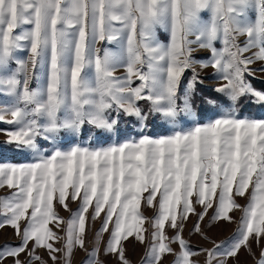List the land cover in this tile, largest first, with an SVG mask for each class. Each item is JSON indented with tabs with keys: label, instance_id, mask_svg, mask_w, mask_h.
Listing matches in <instances>:
<instances>
[{
	"label": "snow or ice",
	"instance_id": "1",
	"mask_svg": "<svg viewBox=\"0 0 264 264\" xmlns=\"http://www.w3.org/2000/svg\"><path fill=\"white\" fill-rule=\"evenodd\" d=\"M204 12L210 14L207 20L201 18ZM22 26L28 27L17 34L15 30ZM157 27L168 30L167 44L156 40ZM242 35L248 38L243 47L237 43ZM105 40L116 42L121 55L95 47ZM216 41L223 47L217 49ZM193 44L210 49L208 63L225 81L215 91L225 94L232 106L208 123L175 130L181 113L192 112L195 73L182 97L178 87L193 63ZM24 47L28 59H17V67L11 70L14 51ZM253 47L258 51L245 57ZM253 59L264 60V0H0V90L13 98L11 106L0 108V122L17 125L7 132L6 145L38 151L36 138L42 133L44 139L61 132L75 139L83 134L85 124L99 130L94 134L98 139L116 129L113 109L135 116L141 128L150 115L158 114L162 123L174 129L158 138L141 133L138 139L107 147L56 148L34 163L0 164V187L15 189L0 198V216L21 237L19 246L0 249V264L5 257H14L13 264H27L19 258L22 253L29 261H39L36 249L40 247L48 250L53 262L54 253L63 251L67 264L73 246L84 247L89 207L94 209L93 219L102 211L105 216L88 264H101L97 252L104 231H110L104 252L129 264L122 242L133 235L144 241L142 199L150 207L158 200L153 243L147 253L153 264L173 252L172 242H179L181 248L175 253V264H196L191 259L196 253L188 250L180 235L182 222L189 213L203 219L214 197L213 219L230 220V210L240 207L233 194L243 196L250 186L239 237L219 256L215 250L202 251L207 252L205 264H226L241 247L251 252L250 237L254 235L258 243L264 237V119L237 118L235 105L244 95L264 105V92L245 81ZM38 64L46 65V85L32 89L29 84ZM119 64L125 68L123 79L113 74ZM134 78L140 81L137 87L131 86ZM140 100L150 102L148 113L138 106ZM209 103L227 101L218 98ZM6 113L10 120L5 119ZM193 196L203 212H196ZM69 197L81 203L65 222L64 248L58 249L50 241L62 238L49 224L59 227L54 201L67 208ZM21 220L26 221L23 229ZM166 223L178 229L171 239L164 232ZM194 230L200 231L199 222ZM258 264H264V249Z\"/></svg>",
	"mask_w": 264,
	"mask_h": 264
},
{
	"label": "rangeland",
	"instance_id": "2",
	"mask_svg": "<svg viewBox=\"0 0 264 264\" xmlns=\"http://www.w3.org/2000/svg\"><path fill=\"white\" fill-rule=\"evenodd\" d=\"M209 15L208 12H204L201 14V18L207 20ZM249 15L254 18V14L249 13ZM27 27L28 26H22L15 30V32L18 34ZM155 31L156 40L159 43L167 44L169 42L170 35L166 28L157 27ZM189 39H195V36H190ZM247 39L246 35L239 36L237 37V43L243 47ZM214 46L217 49L223 47L220 41L214 42ZM95 47L100 49L107 48L110 52L121 55V49L116 42L110 43L106 40L98 41ZM191 48L193 63L189 68L185 69L181 76L178 87V96L182 97L184 95L185 89L188 88L189 82L193 80L195 73V85L190 98L192 112L191 114L181 113L178 117V125L175 130H181V128L187 130L194 126L196 122L208 123L209 121L215 120L221 115H224L232 106L231 101H228L225 94L215 91L216 88L225 83V81L222 79V75L212 67L211 63H208L211 58L210 49L200 48L197 44L191 45ZM256 51H258V48H249V50L243 55L249 57ZM28 55L29 53L26 47L15 50L14 58L10 61L8 67L11 70H14L17 67L16 60H27ZM101 55H103V52H101ZM204 63H206L207 66H202ZM248 68L250 74H245V81L250 84L254 90L264 92V60L253 59V62ZM46 71V65L42 66L38 64L29 87L32 89H39L46 85ZM142 71H147L146 65L143 66ZM113 74L121 79L125 78L126 72L123 64L117 65ZM139 84L140 81L134 78L131 86L137 87ZM218 98L227 101V103L223 105L209 103L210 100H217ZM253 101H255L254 96H241L235 105V116L237 118L264 119V105L254 103ZM12 104L13 98L5 95L3 90H0V108L9 107ZM137 104L145 113H148L150 102L140 100L137 101ZM177 104L182 106L183 101L178 99ZM21 107H23V105H21ZM110 114L113 118L118 120L116 129L113 132L104 133L97 139L94 134L99 130H95L91 125L85 124L83 134L77 135L75 139L63 132L55 134L54 138L44 139V134L42 133L36 138L38 151L28 148L17 149L14 143L6 145L5 142L9 139L7 132L15 131L17 125L0 122V164H29L36 162L40 156L50 155L56 148L68 150L77 144L82 147L91 148L107 147L118 142L138 139L141 133L153 138H158L162 135H169L174 130L171 125L162 123L161 117L158 114H156L154 118L150 115L146 126L143 128H141V125L137 122L135 116H128L122 111L117 113L114 109L111 110ZM5 119H11L10 113L5 114ZM14 191L15 189H10L7 186L0 187V198L9 197ZM143 195L147 196L148 193H144ZM250 195L251 186L243 196L233 194V199L236 204L240 205V207L230 210V220L223 218L213 219V216L215 215V205L217 203L215 197L213 199V207L208 208L203 219H200L195 213H189L187 219L182 222L183 229L180 230V235L186 241L188 250L196 253V255L191 257L192 260L196 261V264H205L208 259L207 252L202 250H215L216 255L219 256L221 252L230 248V246L236 241L239 237L238 230L241 227V217L244 215L243 208L247 206ZM191 199L196 212H203V206L195 203V196ZM80 203L81 201L79 198L77 200H72L69 197L66 199L67 208H65L63 205H60L58 201H54L55 211L60 218V222L59 227L56 226L55 222L50 223L49 227L57 234V236L62 238L50 241L55 248H64L65 239L63 238L66 237L67 227L65 222L71 219L73 214L79 210ZM157 207L158 200L154 202V206L152 207L148 206L143 199L141 201L140 211L146 218L142 224L144 229V241L141 243L136 239L135 235H133L122 242L124 255L129 261V264H153L151 258L147 256V253L153 243L152 232L155 231V229L152 227V220L157 215ZM93 211L94 209L89 207L88 213L86 214L84 247H80L79 245L73 246L70 260L67 264H88L89 260L93 258L90 257L89 254L97 248V233L101 230L105 216V212L102 211L98 217L93 219L91 215ZM197 222H199L200 225L199 232L194 230V226ZM25 224V220L20 221L21 229H23ZM109 228H111V224L109 225ZM177 231L178 229H173L168 223H166L164 232L169 239H171ZM109 237L110 231H104L100 234L97 258L101 264H122L116 254L104 252ZM20 243L21 237L17 235L16 229L7 224H3V217L0 216V249H3L5 246H19ZM31 245L32 242L30 241V248ZM217 245H220V247L216 248ZM249 246L251 247V252H249L247 247H241L235 257L227 258L226 264H258L261 250L264 249V237H261L258 243L253 235L250 237ZM170 247L173 249V252L163 254L159 264H175L177 259L175 253H178L181 250L180 244L179 242H172L170 243ZM36 255L39 256L41 260L29 261L27 253L20 254L19 258L21 261L27 262V264H41V261L45 262V264H66L63 251L54 253V255L57 256L55 262L50 258L48 250L43 247L36 249ZM14 259V257H5L2 264H13Z\"/></svg>",
	"mask_w": 264,
	"mask_h": 264
}]
</instances>
